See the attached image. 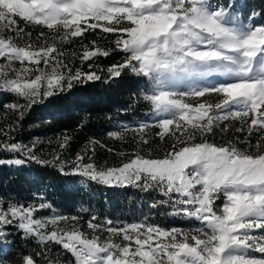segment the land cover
I'll return each instance as SVG.
<instances>
[{
  "label": "snow or ice",
  "instance_id": "snow-or-ice-1",
  "mask_svg": "<svg viewBox=\"0 0 264 264\" xmlns=\"http://www.w3.org/2000/svg\"><path fill=\"white\" fill-rule=\"evenodd\" d=\"M257 17H264V9L248 12L242 0H0V58L6 62L0 64V93L24 101L8 102L4 108L18 112L22 120L25 109L65 86L71 89L73 82L101 79L91 70L92 63L89 72H73L62 60L58 44L81 38V63L123 53L121 63L108 67L109 80L125 69L146 78L150 87L141 98L156 117L157 135L162 140L170 135L175 143L162 157L136 152L119 167L101 170L81 165L83 157L78 154L71 174L159 191L166 199L157 203L170 205V215L201 225L190 230L143 223L112 227L107 221L108 236L103 238L97 233L104 226L95 223L96 217L88 222L89 236L80 230L77 217L35 218V212L49 207L45 203L9 201L5 208L0 200V239L11 234L6 229H17L24 239L62 246L74 264H264V235H252L253 230L264 232V22L257 23ZM19 21L45 27L53 33L52 43L45 32L37 37L43 42L31 43V33ZM97 29L116 37L113 47L102 48L96 40L83 43L87 33ZM25 37L29 42L23 46L15 42ZM210 94L219 102H188ZM229 118L240 122L237 132L246 128L249 136L243 142L238 138L220 145L209 142L217 121ZM148 127L141 123L135 130L143 133ZM7 128L11 131L13 125ZM253 131L261 133L254 151L249 140ZM0 133L7 135L3 129ZM109 135L123 138L116 132ZM69 139L65 136L60 147ZM138 143L148 140L141 136ZM0 150L23 152L38 163H48L18 143L5 142ZM59 170L69 174L63 167ZM20 264L35 261L26 255Z\"/></svg>",
  "mask_w": 264,
  "mask_h": 264
},
{
  "label": "trees",
  "instance_id": "trees-1",
  "mask_svg": "<svg viewBox=\"0 0 264 264\" xmlns=\"http://www.w3.org/2000/svg\"><path fill=\"white\" fill-rule=\"evenodd\" d=\"M242 1L249 8L258 7L259 12L264 9V0ZM19 26L26 33H31V43L43 42V38L37 40L41 32H45L49 38L48 43H52L53 33L45 27L26 25L23 21H19ZM4 35L15 36V33L5 32ZM115 39L113 34H105L97 29L95 32H88L83 43L96 40L102 48L108 49L113 47L112 41ZM15 42L23 46L29 40L25 37ZM58 47L64 53L62 60L73 72L76 69L89 72L88 64L92 63L94 67L91 70L96 71L101 79L73 82L71 89L65 86L64 91H58L30 109H25L22 120H18V112L6 110L4 105L11 101H24L13 94L0 93V129L7 132L6 136L0 133V144L13 142L27 148L38 140L31 155L40 153L41 158L38 159L48 162L38 163L23 152L0 150V160L24 161L20 165L0 164V200L4 202L3 207L6 208L9 201L25 205L48 202L49 207L35 212L34 215L43 217L53 210L61 216L77 217L76 223L80 230L89 236L91 230L88 229V222L96 217L95 223L104 226L97 233L103 238L108 236L107 221L112 222V227L134 223L150 224L162 229L190 230L200 227V223L194 219L170 215L173 211L170 205L157 203L166 199L159 191H145L131 184L113 186L90 179L81 180L79 175L71 174L78 154L83 157L80 163H90L97 170H101L120 166L136 152L150 158L162 157L171 149L175 139L169 135L162 140L157 135L160 130L154 126V122H147L149 127L143 133L135 130L143 121L153 116L150 105L141 98V94L150 84L146 78L137 76L128 69L120 77L109 80L108 67L121 63L123 53L117 51L108 57L100 56L81 63V38H75L67 44H58ZM1 61L4 59L0 58ZM188 102L215 104L219 102V97L210 94L203 98L189 99ZM8 125H13L11 131L8 130ZM238 127V120L229 118L217 121L214 133L208 136V140L217 145L225 144L229 140L236 141L237 138L239 142H243L249 134L246 128L243 132H237ZM125 128L128 130L125 131ZM113 132L120 133L123 138L111 137L109 133ZM260 135L261 133L253 131L249 137L253 151ZM65 136L70 138L69 143L61 148L60 144ZM141 136L148 140L147 144L138 143ZM197 142H200L199 137ZM238 146L248 147L244 143H238ZM61 167L69 174H62L59 170ZM221 203L222 198L217 204ZM71 223L69 220L68 225ZM60 226L66 225L62 223ZM6 230L11 234L3 239L9 242L7 249L2 250L0 242L2 264H20L21 258L26 255H31L35 264H49V261L53 264H74V258L62 246L51 242L41 244L35 238L24 239L23 233L14 228ZM113 239L117 243L123 242L120 237Z\"/></svg>",
  "mask_w": 264,
  "mask_h": 264
},
{
  "label": "rangeland",
  "instance_id": "rangeland-1",
  "mask_svg": "<svg viewBox=\"0 0 264 264\" xmlns=\"http://www.w3.org/2000/svg\"><path fill=\"white\" fill-rule=\"evenodd\" d=\"M242 2H244V1H242ZM245 3V2H244ZM252 10H255V11H257V12H259V10H258V7H253V6H251L250 8L248 7V12H251ZM246 22V21H245ZM257 23H260V22H264V17H257V21H256ZM3 63H6L5 61H1L0 62V64H3ZM16 67H19V65H15ZM214 82V81H213ZM155 120H156V117L153 115L151 118H149V119H147V120H145V121H143V123H147V122H155ZM38 143V140H35L34 141V143H32V145H30V146H28L27 147V149H33L34 147H33V145H35L36 146V144ZM41 154L39 153V155L38 154H34V156L35 157H37V158H41V156H40ZM81 165H83V163H80ZM86 164H90V163H86ZM117 167H119V166H117ZM117 167H111V168H117ZM108 169V168H107ZM80 177H81V180H87V179H89L88 177H85V176H82V175H79ZM104 184V183H103ZM107 185H113V186H123V185H127L126 183H124V184H116V183H113V184H107ZM222 202H223V200H222ZM45 204H48V202H46ZM55 215H60V214H58V212H56V211H51L50 212V214H48V215H46V216H43V217H52V216H55ZM35 216V215H34ZM61 216V215H60ZM35 218H42L41 216L39 217H37V216H35ZM48 231H51V225H49V227H48V229H47ZM252 235H256V236H259V235H264V232H261V231H259V230H253L252 231ZM3 239L4 238H2V239H0V242L2 243V250H4V249H7L8 248V245L7 244H5L4 242H3ZM134 246V245H133ZM254 255H256V256H260V254L259 253H253Z\"/></svg>",
  "mask_w": 264,
  "mask_h": 264
}]
</instances>
